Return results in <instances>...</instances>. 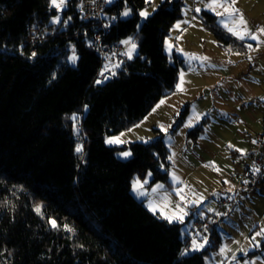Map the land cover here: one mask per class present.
<instances>
[{"label":"trees","instance_id":"trees-1","mask_svg":"<svg viewBox=\"0 0 264 264\" xmlns=\"http://www.w3.org/2000/svg\"><path fill=\"white\" fill-rule=\"evenodd\" d=\"M82 4L69 0L55 24L52 0H0V264H205L222 245L216 223L209 249L186 255L199 238H183V225L152 213L131 193L136 174L151 173V186L172 187L164 140L131 144L128 161L105 144L176 91L185 64L176 53L172 63L165 44L182 18L183 0H166L143 24L148 0L109 4L105 15L113 22L104 41L124 50L104 69L94 47L95 21L82 17ZM125 8L132 15L120 19ZM201 18L224 50H252L214 14L203 11ZM127 39L138 45L132 60L125 56ZM71 49L80 57L77 67L65 62ZM203 130L190 137L197 140ZM263 162L257 174L244 175L245 183H259ZM246 190L237 186L236 194Z\"/></svg>","mask_w":264,"mask_h":264},{"label":"rangeland","instance_id":"rangeland-1","mask_svg":"<svg viewBox=\"0 0 264 264\" xmlns=\"http://www.w3.org/2000/svg\"><path fill=\"white\" fill-rule=\"evenodd\" d=\"M117 1L108 0L110 5ZM165 1L148 0V5L141 11L146 12L147 16L140 13L141 24L157 12ZM59 2L57 0V4ZM68 2L64 0L60 7L52 2L57 12L53 23L61 21ZM183 3L182 18L173 26L165 44L166 54L172 63L175 53L184 60L185 69H182L178 83L183 91L177 88L140 123L116 136L106 137L105 144L120 148L117 159L128 161L132 158L129 149L131 144H151L162 138L170 153L169 181L172 187L163 183L151 186V173L145 178L136 174L132 181L133 196L164 220L169 221L165 216L182 215V220L173 218L169 223L183 225V238L189 234L193 218L217 214L219 222L216 226L222 245L217 251H210L205 257V264H264V253H259L264 236H256L257 232L264 229V178L255 183L256 189L251 195L241 193L238 199L234 198L236 193L229 196L232 189L237 190V176L243 175L244 165L250 162L251 153L257 145L256 137L264 134V35L257 32L258 28L264 27V0H236L235 4L244 15L250 32L259 35V41L248 37L241 40L229 33L222 23H231L229 18L217 16L206 7L211 0H183ZM203 11L214 14L219 26L236 39L254 43V49L247 55L224 50L204 27L201 18ZM217 11L222 12L223 9ZM125 12L128 14L124 15ZM131 15V10L125 8L120 19H128ZM124 41L122 43L127 46L125 56L132 60L139 54L138 45L132 39ZM132 44H135V48L129 58ZM73 56L76 57L75 61ZM192 56L196 59H191ZM79 60V55L71 49L65 62L77 67ZM111 77L109 75L107 79ZM187 109L183 122L174 130ZM248 110L254 112L259 123L252 121ZM76 117L74 115L73 119ZM200 126L204 130L195 140L190 137V133ZM109 140L120 142L108 143ZM83 144L84 138L80 137L78 147L81 151ZM125 152L130 155L124 156ZM259 170V167H255L254 173L257 174ZM137 182L140 187L134 191L133 186ZM178 190L180 195H177ZM218 194L223 199L229 197L232 202L236 200L235 204L218 212ZM149 205L155 208V212L149 209ZM193 242L202 247H195ZM193 242L186 255L202 253L210 247L208 240L194 239Z\"/></svg>","mask_w":264,"mask_h":264},{"label":"built area","instance_id":"built-area-1","mask_svg":"<svg viewBox=\"0 0 264 264\" xmlns=\"http://www.w3.org/2000/svg\"><path fill=\"white\" fill-rule=\"evenodd\" d=\"M109 7L108 0H83L81 7L82 17L85 20L95 21L94 32V47L99 52L103 61V69L108 66L112 61L121 58L123 53V46L119 43H106L104 35L108 34L109 27L113 22L112 17L105 15L106 9ZM257 145L252 151L250 162L244 165V173L242 176H237L238 191L247 189L246 191L251 195L255 191L256 186L252 183H245L244 175L251 176L255 167H260L263 162V148H264V134L256 137ZM82 152V151H81ZM80 153V152H79ZM220 205L219 211H224L228 205L232 203L231 198L223 199L221 194L216 196ZM219 222L217 214L210 215L206 218L197 217L191 220L189 241L193 238L206 240L210 234V229L213 224Z\"/></svg>","mask_w":264,"mask_h":264},{"label":"snow or ice","instance_id":"snow-or-ice-1","mask_svg":"<svg viewBox=\"0 0 264 264\" xmlns=\"http://www.w3.org/2000/svg\"><path fill=\"white\" fill-rule=\"evenodd\" d=\"M53 4L57 7H60L63 3L64 0H60L59 4H57V0H52ZM236 4V0H230V2H227V0H225V2H221V0H211V3L207 4L206 7L211 10L212 12H214L217 16L220 17H224L227 16L229 18V20L231 21V23L227 22V21H222L224 28L231 33L233 36H236L237 38L244 40L245 37H248L251 40H255V41H259V35H264V27H260L257 29V32L259 33V35H257L256 33H252L250 32V30L248 29L247 26V21L244 18V15L240 12V10L238 8L235 7ZM222 8L223 11H217V9ZM197 12L200 11L199 8L196 9ZM128 13L125 12L124 15H127ZM142 16H147L146 12H142L141 13ZM58 19V18H57ZM177 28H179V25H176ZM124 43H129V41H124ZM259 46V45H258ZM247 47L249 49H252V45L248 44ZM135 48V44H132V48L129 49V58H131V51L132 49ZM34 55V54H33ZM191 59H196L195 56L190 57ZM73 61H75L76 57L73 56L72 57ZM249 59H251V57H249ZM97 83H99V81H97ZM183 83V75H181V84ZM177 88L181 91H183V88L181 87V85H177ZM163 103V102H162ZM163 130V129H162ZM113 142H120L118 140L113 141V140H109L108 143H113ZM77 152L81 151V148H77L76 149ZM124 156H128L130 155V153L125 152L123 153ZM175 179V177H174ZM140 187L139 183L137 182V184H134L133 186V190L134 191H138V188ZM161 187V186H158ZM155 191V189H154ZM177 195H180V190L177 191ZM181 199H183V196H181ZM149 209L155 212V208H153L151 205H149ZM37 211H39V208H37ZM181 212H183V210H181ZM166 219H169V222H171V220L173 218L175 219H180L182 220V215L181 216H175V217H168L165 216ZM53 226L55 227V222H52ZM256 236H264V229H261V231L256 233ZM194 246L199 248L202 247V245H196L195 242ZM223 252V249L221 250Z\"/></svg>","mask_w":264,"mask_h":264},{"label":"crops","instance_id":"crops-1","mask_svg":"<svg viewBox=\"0 0 264 264\" xmlns=\"http://www.w3.org/2000/svg\"><path fill=\"white\" fill-rule=\"evenodd\" d=\"M253 44V49H254V43H252ZM125 46V45H124ZM127 49V46H125V50ZM126 54V53H125ZM247 114H248V116L252 119V121L253 122H257V123H259V119H258V117L254 114V112L253 111H251V110H248L247 111ZM264 152V151H263ZM263 160H264V153H263ZM263 175H264V173H263ZM263 178H264V176H262V178L260 179V181L261 180H263ZM259 181V182H260ZM263 183H264V180H263ZM264 187V186H263ZM236 188L233 190L232 189V191H230V194H229V196H232L233 194H235L236 193ZM245 193V192H244ZM246 194V193H245ZM247 195H250V194H247ZM135 197V196H134ZM237 197H239V195L238 194H235V197L234 198H237ZM229 198V197H228ZM238 199V198H237ZM235 202H236V200L235 201H233L231 204H230V206L232 207L234 204H235ZM229 206V207H230ZM209 216V215H208ZM190 217H192V216H190ZM217 228H218V226H217ZM191 245H192V242H191Z\"/></svg>","mask_w":264,"mask_h":264}]
</instances>
